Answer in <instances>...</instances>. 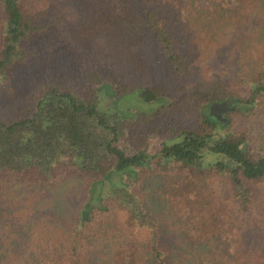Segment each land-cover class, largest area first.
Wrapping results in <instances>:
<instances>
[{
  "label": "trees",
  "instance_id": "trees-1",
  "mask_svg": "<svg viewBox=\"0 0 264 264\" xmlns=\"http://www.w3.org/2000/svg\"><path fill=\"white\" fill-rule=\"evenodd\" d=\"M164 1L82 0L79 35L100 37L98 48L113 60L137 56L148 35L174 75L168 91L140 73L139 95L164 101L151 112L120 113L99 108L97 88L122 77L97 61L83 84L55 76L23 97L18 71L46 45L50 1L0 0V186L50 193L75 175L87 190L113 169L133 168L97 204L83 213L77 206L66 228L48 216L51 206L34 203L32 218L0 219V264H264V196L257 191L264 138L257 145L241 124L264 109V58L248 73L188 83L191 59L175 45L180 9L170 18ZM208 1L198 8L202 22L224 21L227 0ZM236 4L242 9L243 0ZM129 87L123 83L117 93ZM223 103L222 114L211 111ZM184 110L190 121L180 118ZM149 176L155 181L147 190L155 193L143 187ZM246 224L257 229V240L243 238ZM166 230L179 239L173 247Z\"/></svg>",
  "mask_w": 264,
  "mask_h": 264
},
{
  "label": "rangeland",
  "instance_id": "rangeland-1",
  "mask_svg": "<svg viewBox=\"0 0 264 264\" xmlns=\"http://www.w3.org/2000/svg\"><path fill=\"white\" fill-rule=\"evenodd\" d=\"M46 0H39V5L45 7ZM48 20L49 34L44 37L46 45L38 47L37 53L30 62L23 65L17 75V89L25 97L27 93L43 80L52 77L70 79L76 85L83 84L86 73L94 61H97L108 71L117 69L121 73L120 84L111 86L103 84L97 88L99 94V108L116 110L120 113H128L131 110L151 112L164 101L160 98L155 101L144 100L139 95L140 73L147 74L151 84H161L171 91L174 88V75L159 54L157 44L148 35L142 37L138 45L137 56L131 59L112 58L98 48L100 37L85 38L77 33V23L82 14V0H49ZM229 7L223 15V20L205 24L202 22L205 13L200 9L208 5V0H165L162 7L164 13L174 18L176 10L180 9L179 20L175 23L179 36L175 42L176 47L187 53L191 59L190 71L185 81L193 83L198 77L209 78L222 76L229 79L235 70L248 73L253 70L260 60L264 58V0H243L242 9L236 10V0H227ZM234 6V9L232 8ZM48 35V36H47ZM79 37V38H78ZM102 51V52H98ZM127 56V55H126ZM125 56V57H126ZM129 56V55H128ZM127 56V57H128ZM111 66H109V64ZM113 65V66H112ZM124 67V68H122ZM123 83L128 84L129 91L117 93ZM211 111L222 114V105L214 106ZM192 112L184 110L180 118L190 121ZM256 137V144L262 145L264 138V109L254 118L241 121ZM156 137L150 141L152 150L157 142ZM133 168L113 169L103 179L91 183L86 190V180L72 175L65 182L57 185L48 193L42 188H24L19 184L0 186V219L5 223L18 217L32 218L35 209L31 203L45 210L54 223L66 228L67 223L80 207L81 213L91 205L98 202L99 196L114 186L120 185L127 172ZM153 177L146 178L143 187L147 190L154 186ZM42 187V186H41ZM86 191H89L86 195ZM261 196H264V185L257 188ZM146 192L155 193L153 190ZM155 198V196H150ZM228 194L224 200L228 202ZM36 202V203H35ZM45 209H44V208ZM243 238L247 239L259 233L254 226H244ZM258 233V234H257ZM179 239L175 238L172 231L166 230L165 243L167 247H173Z\"/></svg>",
  "mask_w": 264,
  "mask_h": 264
},
{
  "label": "water",
  "instance_id": "water-1",
  "mask_svg": "<svg viewBox=\"0 0 264 264\" xmlns=\"http://www.w3.org/2000/svg\"><path fill=\"white\" fill-rule=\"evenodd\" d=\"M213 106H214V105H212V108H213ZM223 106L225 107V106H226V104H225V103H223V104H222V107H223Z\"/></svg>",
  "mask_w": 264,
  "mask_h": 264
},
{
  "label": "flooded vegetation",
  "instance_id": "flooded-vegetation-1",
  "mask_svg": "<svg viewBox=\"0 0 264 264\" xmlns=\"http://www.w3.org/2000/svg\"><path fill=\"white\" fill-rule=\"evenodd\" d=\"M214 107V106H213Z\"/></svg>",
  "mask_w": 264,
  "mask_h": 264
}]
</instances>
